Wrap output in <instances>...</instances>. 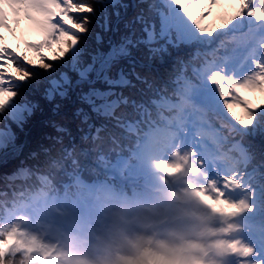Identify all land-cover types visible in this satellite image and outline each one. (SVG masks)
<instances>
[{
	"label": "snow or ice",
	"instance_id": "snow-or-ice-1",
	"mask_svg": "<svg viewBox=\"0 0 264 264\" xmlns=\"http://www.w3.org/2000/svg\"><path fill=\"white\" fill-rule=\"evenodd\" d=\"M141 3L146 7L136 5L140 11L133 20L116 11L111 21L108 5L125 9L128 5L120 0H0V29L13 37L19 29L18 39L23 42V49L19 43L10 47L0 32V113L7 110L20 123L24 113L30 114L36 106L17 104V89L41 76L37 68L52 75L55 66L49 61L67 64V56L78 78L73 83L62 73L59 79H51L45 98L71 99V91L73 103L106 121L93 133L89 111L75 109V116L89 129L82 139L92 141L94 152L100 149L96 142L103 140L102 132L116 142L109 125L135 136L131 158L109 166L101 156L105 167L123 168L130 175L147 168L203 172L207 187L194 190L195 194L222 215L245 217L259 208L255 220L230 224L223 231L255 232L264 238V169L249 170L252 156L239 143L232 145L235 154L221 151L236 136L264 138V0ZM100 9L104 14L99 27L105 33L111 27L116 34L121 24L125 32L118 39L109 37L107 49H95L86 62L81 57L82 41L90 32L89 14ZM26 34L35 38L26 39ZM102 40L97 33V43ZM189 48L196 49L195 55L185 59L181 54ZM247 94H259L260 102ZM54 127L58 133L67 131ZM12 139L10 131L0 130V147ZM60 154L64 159L88 155L75 146L63 148ZM41 180L47 182V177ZM238 190L249 195L233 199ZM217 243L242 258L255 252L259 264H264V249L242 240ZM21 250L28 259L32 248L19 239L15 228L0 231V264Z\"/></svg>",
	"mask_w": 264,
	"mask_h": 264
},
{
	"label": "clouds",
	"instance_id": "clouds-1",
	"mask_svg": "<svg viewBox=\"0 0 264 264\" xmlns=\"http://www.w3.org/2000/svg\"><path fill=\"white\" fill-rule=\"evenodd\" d=\"M72 159L58 153L0 175V231L15 228L32 248L5 264H259L255 252L242 258L218 245L248 244L243 231H223L244 217H226L195 194L207 187L203 172L147 168L132 182L123 168Z\"/></svg>",
	"mask_w": 264,
	"mask_h": 264
},
{
	"label": "trees",
	"instance_id": "trees-1",
	"mask_svg": "<svg viewBox=\"0 0 264 264\" xmlns=\"http://www.w3.org/2000/svg\"><path fill=\"white\" fill-rule=\"evenodd\" d=\"M128 2L130 0H127ZM131 2H129L130 4ZM131 5V4H130ZM143 7H146L142 4ZM132 6H128L127 9L123 8H116L117 11L124 10L123 16L125 19H131L135 17V14L140 11V8L136 7L132 9ZM111 7L108 8V16L112 21L113 18ZM90 36L89 39H85L82 41L84 45V49H91L94 50L95 47L98 46L93 39H92V32L97 30L98 25L96 23L95 15H90ZM136 27L139 29L141 25L137 24ZM99 29V28H98ZM125 29L123 28V24H121L117 35L124 34ZM111 34V27L110 30L105 33L104 35ZM103 42V41H102ZM100 48L102 50H106L108 44L107 43H99ZM47 80L42 79L39 81V86L37 89L32 90V92H25L31 93L32 100H35L37 103V107L34 109L32 115L27 118V122L23 124V128H19L17 126H13L17 141L20 143L25 138L20 156L18 158L7 160L5 163L0 165V175H3L5 172L12 171L18 164L26 163L28 165L37 164L43 160H45L49 155H56L60 153V151L69 144H73L76 150L80 153H84L82 148L88 147L89 148V155L94 156L97 151H93L95 145L92 141L84 140L81 136V129H85V123H82L79 117H74V109L78 105L73 103L74 99H70V102H67V99H56V101H60L59 105L60 108L57 114L52 113L51 105L52 103L49 102L46 98L41 96V92L43 91L44 87L47 85ZM21 94V93H20ZM21 97H23L21 95ZM26 97V95H24ZM30 97V96H29ZM66 103V104H65ZM66 105V106H65ZM69 107V108H68ZM67 108V109H65ZM91 114V112L89 111ZM60 124L65 125L69 130V133H58L57 130L53 125H51V118ZM91 118H95L94 116ZM109 129L116 133L120 130L118 128L111 129V125H109ZM101 136L103 137L102 141H97L96 143L100 145V147L104 149H115V145L108 139L106 132H102ZM119 136V135H117ZM57 138H59L60 142H57ZM243 141L246 144L247 150L249 154L252 156V162L249 168L256 167L257 169H264V138H260L258 136H246L243 138ZM89 155H80L78 158L85 161H88ZM260 191V190H259ZM259 209V208H258Z\"/></svg>",
	"mask_w": 264,
	"mask_h": 264
},
{
	"label": "rangeland",
	"instance_id": "rangeland-1",
	"mask_svg": "<svg viewBox=\"0 0 264 264\" xmlns=\"http://www.w3.org/2000/svg\"><path fill=\"white\" fill-rule=\"evenodd\" d=\"M139 1H140V7L142 6V3H141V0H130L129 2H131L130 4H128V6H134V8H136V6H135V3L137 4V3H139ZM124 4H126L125 2H124ZM97 8L99 9L100 8V6L99 5H97ZM102 11H103V9H100L99 11H97V13L95 14V16H96V18H99L100 16L99 15H101L102 16ZM116 12V11H115ZM120 13H121V15L123 16V14H124V10L122 9V10H120ZM90 15H92V14H90ZM111 15H112V17L111 18H113V20L112 21H115V19H116V17H115V15H114V13H111ZM134 19V17L133 18H131V19H126V20H133ZM97 23V22H96ZM90 25H91V23H90ZM97 25H99L98 23H97ZM90 27V26H89ZM98 28H99V26H98ZM97 28V30H95V31H93L92 32V39H93V41L96 43V44H98L97 43V41H96V34H97V32L98 33H100L101 34V36L103 37V42L104 43H108V40H109V37H112V39H118L119 38V36L117 35V33L116 34H113L112 33V31H111V34L110 35H104V31L100 28V29H98ZM124 33V32H123ZM90 34L91 33H88L87 34V37H86V39H89V36H90ZM106 39V40H105ZM103 42H101V43H103ZM53 47H55V46H53ZM82 47L84 48V45H83V43H82ZM20 48L21 49H23V47H21L20 46ZM95 49H99V50H101V51H103L102 50V48H100V45L98 44V46L97 47H95L94 48V50ZM94 50H91V49H86L85 51H84V54L82 55V57H81V59L82 60H84V61H89L90 60V56H89V53H91V52H93ZM47 51V50H46ZM47 54H51V52L50 51H48L47 52ZM29 55H32V53L31 52H29ZM65 60H67L68 61V63L67 64H65L64 63V61H60V60H58V61H49V62H51V63H53L54 64V66H55V72L52 74V75H48L43 69H39V68H37V69H35V71H37V72H39V73H41V76L38 78V79H34V80H32L31 81V83H28V84H21V86L17 89V92H18V94H17V96L15 97V102L17 101V102H20V101H23V102H30L31 100H32V98H31V93H25V92H32V90H35V89H37V87L39 86V81H41L42 79H45L46 78V80H48L47 82H49L50 81V78L51 77H57V78H60L59 76L64 72V71H70V70H72L71 69V61H70V59L66 56L65 58H64ZM77 79V77L76 76H73V78H72V81H73V83L75 82V80ZM21 93V94H20ZM70 97H71V99H74L75 98V96L74 97H72L71 96V94H74V93H72L71 91H70ZM21 95L23 96L22 98H21ZM24 95H26V97H24ZM254 95H257V98H258V100H259V102H260V96H259V94H254ZM30 96V97H29ZM65 99H67V101H66V103L67 102H70V99H68V98H65ZM64 99V100H65ZM34 100H32V102H33ZM73 102V101H72ZM65 103V104H66ZM66 106V105H65ZM69 108V107H68ZM76 108V107H75ZM65 109H67V108H65ZM59 110V109H58ZM52 112H54V111H57V110H55V109H52L51 110ZM238 111V110H237ZM9 117V115H8V111L7 110H5V112H3V113H0V120H3V121H5L4 122V124L6 123V119ZM27 122V121H26ZM16 142H17V140H16ZM14 143V145H10L9 146V148L7 149V152L5 153V155H8V153H9V151L11 152V151H13L14 153H16L19 149H14L16 146H17V143ZM21 148V147H20ZM223 148H225V147H223ZM9 150V151H8ZM5 152V150L1 153V155H0V162H3L5 159H7V157L8 156H5L3 153ZM224 152V151H223ZM94 163V162H93ZM95 164V163H94ZM258 192H259V190H258ZM259 214V209L257 210V213H249V214H247L245 217H244V221H248V220H255L256 218H257V215ZM245 233L246 234H248V237H245V239H246V241L248 242V243H250V244H253V245H255L257 248H258V250L259 249H261V243L264 241V238H261V237H259L255 232H253V233H249V232H247V231H245ZM262 255H264V252L262 251Z\"/></svg>",
	"mask_w": 264,
	"mask_h": 264
},
{
	"label": "bare ground",
	"instance_id": "bare-ground-1",
	"mask_svg": "<svg viewBox=\"0 0 264 264\" xmlns=\"http://www.w3.org/2000/svg\"><path fill=\"white\" fill-rule=\"evenodd\" d=\"M209 19H211V17H209ZM216 23H219V21L217 20ZM121 26V25H120ZM0 32H2L6 37H7V43L9 44L10 47H15L18 43L19 44H23V42L21 40L18 39L19 35H20V32H19V29H17V33H16V37H13L11 34H9L6 30H3V29H0ZM25 38L26 39H34L35 37L34 36H31V35H28L26 34L25 35ZM68 76H71L70 74H68V71L66 73ZM249 96L250 99H252L254 102H259L258 98H257V95H254V94H247ZM239 111V109H237ZM24 116H25V113H24ZM25 118V117H24ZM3 121V120H2ZM14 121V120H13ZM1 124V122H0ZM7 124L11 125V122L10 121H7ZM7 126V127H10V126ZM7 128H2L1 125H0V130H3V131H8L6 130ZM3 151H1L2 153ZM135 177V178H134ZM136 177H145L147 178V175L144 174V173H137V174H133V175H130L129 178L131 179V181L135 180V179H139V178H136ZM144 178V179H145ZM141 179V178H140ZM136 181V180H135ZM234 195V194H233Z\"/></svg>",
	"mask_w": 264,
	"mask_h": 264
}]
</instances>
